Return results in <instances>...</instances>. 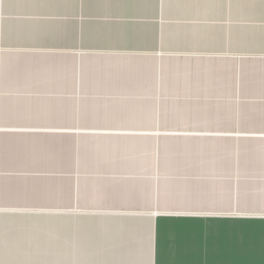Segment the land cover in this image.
Here are the masks:
<instances>
[{
    "label": "crops",
    "instance_id": "0c3cea01",
    "mask_svg": "<svg viewBox=\"0 0 264 264\" xmlns=\"http://www.w3.org/2000/svg\"><path fill=\"white\" fill-rule=\"evenodd\" d=\"M0 264H264V0H0Z\"/></svg>",
    "mask_w": 264,
    "mask_h": 264
}]
</instances>
